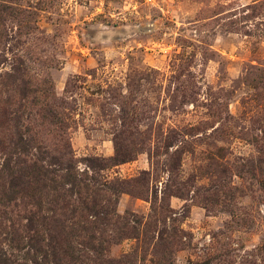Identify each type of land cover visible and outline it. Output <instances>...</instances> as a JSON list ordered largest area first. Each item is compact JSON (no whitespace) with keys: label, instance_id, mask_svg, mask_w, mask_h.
Masks as SVG:
<instances>
[{"label":"rangeland","instance_id":"1","mask_svg":"<svg viewBox=\"0 0 264 264\" xmlns=\"http://www.w3.org/2000/svg\"><path fill=\"white\" fill-rule=\"evenodd\" d=\"M28 142L100 188L66 229L77 254L264 264V0H0V248L18 260L33 207L6 193Z\"/></svg>","mask_w":264,"mask_h":264},{"label":"trees","instance_id":"2","mask_svg":"<svg viewBox=\"0 0 264 264\" xmlns=\"http://www.w3.org/2000/svg\"><path fill=\"white\" fill-rule=\"evenodd\" d=\"M27 145L29 142L23 146L26 167L22 171L26 180H22L21 174L18 172L12 174L6 194L8 203L16 204L15 201L19 195L27 198L26 207L29 205L33 207L26 208V222L21 228L24 233L17 237L14 235L15 228L11 227L13 235L9 239L11 247L24 250L25 256L22 257V260H28L12 259L13 252L0 248V264H113V260L106 255L99 254V250L102 248L100 241L96 245L92 244L94 242L91 240L86 242L95 251L94 255L77 254L74 242L69 236L71 231H67L74 224H79V220L84 223H93L92 218L96 215L93 209L97 204L100 188L90 182L88 177L85 178L83 171H76L71 160L64 162L63 165L61 163L62 169L65 170L64 173H53L48 164H58V160L54 162L53 159L51 160L53 162H48L46 158L48 156L45 158L41 156V154L47 153V148L45 146L38 147L39 154L36 155L29 153ZM91 161L94 160L91 159ZM88 166L96 167L92 164ZM56 178L69 183L68 188L62 184H60V188L59 186L52 188L54 190L53 198L49 199V203L52 202V214H43L42 204L45 201V199L43 200V191L50 190ZM75 196L77 199L74 198ZM65 207L67 213H57V209ZM59 215L64 216V219ZM44 231L47 232L46 235L43 233Z\"/></svg>","mask_w":264,"mask_h":264}]
</instances>
